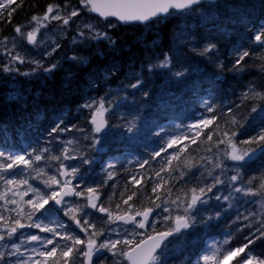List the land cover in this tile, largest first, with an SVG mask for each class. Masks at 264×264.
I'll list each match as a JSON object with an SVG mask.
<instances>
[{
    "label": "trees",
    "instance_id": "16d2710c",
    "mask_svg": "<svg viewBox=\"0 0 264 264\" xmlns=\"http://www.w3.org/2000/svg\"><path fill=\"white\" fill-rule=\"evenodd\" d=\"M49 4H59L60 9L64 11L65 7L74 6L79 10L77 17L86 15L95 18L98 23L97 31L106 32L115 43L103 38H88V30L75 25L77 17H73L71 25H67V31L77 34L80 40L74 44L71 42V35L61 38L60 47L50 56L43 58L41 68L26 61L23 64L13 62L10 66L18 71L6 72L3 66L9 64L11 58L0 50V151L5 154V162L9 154L32 153L33 149L39 153L40 149L47 148L49 152L45 153V156L60 155L67 147L68 155L75 158L62 157V161L68 169H79V173L71 177L77 191H86L88 187L96 188L99 193L97 202L108 207L113 215H122L129 211V206L123 201L133 191H136L137 195L129 201V205L135 210L153 208L151 219L154 223L143 231V237L158 231H168L174 226V217L179 213L183 214V208H178L170 201L176 200L177 196H180L181 200L185 199L182 191L197 184L203 186L212 183L213 177H222L219 175L220 170L213 168L218 151L213 142L226 138L219 136L214 130L216 123H219L221 130L237 133L233 141L242 150L249 147L257 150L264 146L241 143L251 140L264 130V99L256 98L242 102L243 94L250 89L264 93V46L257 44L253 39L256 31L264 26V0L203 2L190 10H172L166 16L157 17L145 24L122 25L113 21L111 26L109 20L93 16L80 0H16L9 8V11L15 8V12L10 17L6 14L4 19H0V41H3L4 37H8V41L12 40L17 25L24 23V30L30 25L31 17L42 16ZM80 31H84V38L79 36ZM182 32L197 39L198 47L188 46ZM21 41L29 45L23 37ZM208 44H215L216 49L201 54ZM237 48L250 53L242 62L243 67L239 69L233 67L236 59L233 51ZM175 50L182 56L181 63L175 55ZM165 55L170 57L171 65L159 67ZM73 56L80 59H70ZM53 63L57 64V67L52 72L43 70ZM149 65H153L151 71ZM26 72L31 74L24 75ZM177 72H182L183 75L177 77ZM137 78L142 81L140 86L135 89L129 87ZM101 98H104L109 110L105 113L108 126L100 134L93 131L90 122L92 110L82 105L91 99ZM209 106L213 107V112L208 111ZM254 106L257 107L256 112L251 111ZM229 108L232 109L231 113L228 112ZM212 116L216 117L213 125L208 128L201 125L203 130L197 137V143L192 144L191 138L195 135V130L189 126ZM232 116H235L238 125L228 123ZM130 122L136 125L133 132L127 130ZM57 124L67 130L53 132L52 129L56 128ZM209 131H212L213 141L202 142L206 140ZM93 137L97 142H94ZM171 137H178L179 143L167 148V151L161 152L159 156H154L153 154L162 147H167L166 142ZM69 141L73 143L69 144ZM184 144L188 145V149L169 162L168 157H172ZM209 147L211 151H207ZM225 147V144L219 145V149ZM201 157L213 159L207 161L208 159L202 160ZM85 158L90 163H83ZM145 161L147 163H144ZM59 163L55 160L36 161L34 167L44 169L47 174H41L39 177L36 171L23 165L2 174L6 178L14 175L17 179H27L34 188L49 192L58 186L53 185L52 189H49L43 181L53 175L60 179ZM109 164L114 167L109 168ZM189 164H194L195 167L189 168ZM235 165L241 176L239 184L244 183L247 187V182L251 179L249 186L259 188L261 178H264V149L253 159L247 158ZM162 167L164 171H160ZM209 170H212L213 176H208ZM109 172L112 173L111 178L108 176ZM156 172H160V177L155 175ZM181 172L186 173L183 178ZM234 172L236 170L232 169L230 173ZM133 178L141 183L135 184ZM223 180L225 183L217 185L209 194L212 197L210 202L198 206L192 213L196 217V223L164 242L157 252L159 260L156 264H192L195 256L210 247L206 244L208 240L214 241L216 247L222 248L223 251L241 247L246 243V238L259 235L257 229L264 220V196L236 197L229 207V202L217 201L213 195L220 186L225 189L230 187L228 180ZM156 184H161V187L157 193H153L152 188ZM8 188L11 190L8 191ZM26 189L27 185L5 186L4 182L0 181V193H4V198L0 199V216L4 217V220H0V233L6 234L15 219H20L25 224V227L18 228L11 238L5 236V240L0 241V252L5 253L0 259V264H13L15 255H7L13 251L11 245H20L21 253L26 242L25 237L28 235L53 239L54 244L58 243L61 247L70 243L60 236H54L53 233L27 226L37 221L42 225L51 224L53 227L64 224V228L57 227V231L62 235L67 231L82 240L87 239V234L64 215L61 207L51 203L47 206L48 211L36 213L31 221L26 216H18L17 211H13L17 209V204L11 201L20 202L24 211H29V206L20 201L19 195H15ZM168 189H171V195L168 194ZM31 196L32 193L29 192L23 199L27 200ZM67 200L73 204L87 202L86 196H74ZM212 200H216V204H213ZM164 203H168L167 208H163ZM116 205H120L119 209ZM163 211H167L166 214H163ZM215 211H220L221 215L215 217ZM130 213L135 214L134 211ZM85 214L91 223L105 229L103 235L96 237L97 242L107 238L112 224L106 223L107 214L85 208L84 213L79 215L83 218ZM209 215L214 218L205 221L204 218ZM169 216L173 219H164ZM244 217L248 219L245 220ZM229 236L232 238L225 245L223 242ZM132 241L135 244L138 239ZM85 246L78 247L83 249ZM51 247L53 245H43L42 251ZM249 247L253 255L264 258V238L256 239ZM244 255L245 253L235 257L229 256L222 264H238ZM112 257L117 259V264H127L123 257L113 256L107 249H103L102 257L97 259L100 260L98 264H111ZM37 260L44 261L45 258L38 256L35 261ZM53 260H60L63 264L60 248H57L53 257L47 258V264H51ZM209 262L208 264H214L213 261ZM75 264H84V257H77Z\"/></svg>",
    "mask_w": 264,
    "mask_h": 264
},
{
    "label": "snow or ice",
    "instance_id": "6c2138e0",
    "mask_svg": "<svg viewBox=\"0 0 264 264\" xmlns=\"http://www.w3.org/2000/svg\"><path fill=\"white\" fill-rule=\"evenodd\" d=\"M201 0H80V3L87 7L89 11L98 13L101 17H116L119 21L124 23L130 22H141L146 23L148 21L153 20L154 18L160 17L162 15L169 14L170 10H178V11H185L190 10L193 5H198ZM16 0H0V19H4L6 14L7 17H10L13 12H15V8H9L11 5L15 4ZM61 6L59 4L53 5L49 4L44 12L43 16H32L31 22H35L36 26L28 31L23 32L22 25H17L14 29L15 33L18 36L23 37L27 40L30 44L37 43V33L39 32L40 28L45 27L44 21L48 20H57L62 21L63 25H68L69 22L72 20L73 17H77L79 15L78 9H71L68 11L67 15L62 16L60 14ZM84 28L88 30L90 39L99 40L101 38L109 40L111 43H115V41L111 40V37L108 36L106 32L97 31L96 28L92 24H85ZM79 36L81 38L85 37L84 31H80ZM8 37H4L3 41H0V45H4L8 41ZM254 41L264 46V26H261L255 33L253 37ZM15 47V44H13ZM60 45L57 43L55 47L51 49L50 52L45 53L46 55H51L53 52L59 48ZM216 49L215 44H208L201 54H207L213 52ZM8 55L11 57L9 64H5L3 66V70L6 72L11 71H18V69L13 68L10 66L13 62H19L20 64L25 63V57L21 56L19 53L15 55L12 54L10 50L7 48L4 49ZM233 55L236 57L235 63L233 65L234 68H242V62L245 60L246 57L250 55L249 51L247 50H240L235 49L233 51ZM70 59L72 60H79V57L73 56ZM36 65L37 68L43 67L42 63L39 60L32 61ZM171 65V59L169 56L165 55L164 59L158 65L159 67H169ZM57 67V64L53 63L50 64L48 67L43 68L45 72H52ZM223 67V65H220ZM149 71L152 70L153 65L148 66ZM35 71V69H33ZM24 75H30L31 73H23ZM177 77L182 76V72L175 73ZM142 81L137 78L135 83L129 85V87L135 89ZM147 95V93H145ZM261 98L264 99V93H258L254 90L250 89L248 92H245L242 97V102L249 99H256ZM84 108H88L92 110L91 114V123L94 125L93 131L100 132L101 129L104 127L106 121L103 119L104 113H106L109 108L105 107V100L101 98L99 100L93 99L92 101L85 103L82 105ZM213 107L209 106L208 111L213 112ZM252 112L257 111V107H252ZM228 112L231 113L232 109L229 108ZM216 120L215 116H212L209 119H202L196 123V125L189 126L191 129L195 130V135L191 138V143H197V137L200 136L201 131L203 128H208L210 125H213L214 121ZM62 123V121H61ZM230 125H238L239 122L236 120L235 116H232L230 121H228ZM203 126L201 128L200 126ZM75 127V126H74ZM135 123L130 122L127 130L129 132H133L135 130ZM66 131L67 129L60 128V125L57 124L56 128H53L52 131ZM214 130L217 132L219 136L225 137L226 139H217L213 142V146L217 147L218 151L215 154L216 160L213 161V168H222L223 167V160L220 159V156L223 155L224 158L230 159L236 162L245 161L246 158L250 159L252 155L255 154L256 149L249 147L247 149H240L237 147L236 143L233 141V137L236 136L235 131H227L221 130L219 123L214 125ZM82 131V130H81ZM158 134V133H157ZM94 142L96 138L93 137ZM213 141V134L212 131H209L206 135V140L202 141L204 143ZM69 144L73 143L72 141L68 142ZM167 147H162L160 151L155 152L154 156H159L161 152H166L167 148H172L174 145L179 143L178 137H171L167 142ZM242 144L252 145L256 144L257 146L264 145V130L261 133L251 138V140L242 141ZM225 144L226 147L224 149H219V145ZM94 146V145H93ZM188 149V145L184 144L182 147L178 149L176 153H173L172 157H168L169 162L172 158L179 156L180 153H183ZM207 151H211L209 147ZM49 149L44 148L40 149L39 153L37 150L33 149L32 153H24V154H9L6 158L7 162L4 161V152L0 151V181H3L5 186H15L19 187L20 185H27V189L23 192L15 193V195H19L20 201L23 204L29 206V211L25 212L24 209L20 206V202L13 200L11 201L14 204H17V209H13V211H17L18 216H26V218L31 221L33 216L36 213H43V211H48V207L51 204L61 206V209L65 216H68L78 227H80L81 231L87 234V239L82 240L80 237L75 236L72 233L65 231L63 235L57 231V227L64 228V224H58L56 227L48 225H42L41 222L37 221L35 223H31L27 225L28 227H35L40 229L42 232H50L53 233L54 236H60L61 239L70 241V243L65 244L61 247L60 244H54L53 239H45L39 235H31L26 237L27 241H39L42 242L44 245H53L51 249L46 251H41L39 256L44 257V261H33V264H47V258L53 257L56 252L57 248H60V256L63 258V264H75L77 257L83 256L87 261V264H92V258L94 254L99 253L102 249H107L109 252H112L113 256L123 257L125 258L130 264H156L159 260V255L157 254V249H160L164 244V241L168 238L173 236L176 233H180L181 230H186L192 227L196 223V217L192 214L195 210H197L199 205H206L212 197L209 196V193H212V190L219 184H223L225 181L221 180L219 177H213V182L204 184L200 186L197 184L191 188H188L186 191H182V195L185 199L181 200L180 196H177L176 200L170 201V203L175 204L178 208H183V215H176L174 217V226L171 227L168 231L164 232H157L154 236L149 235L147 239H141L135 244L131 239L125 240H105L103 242L98 243L96 237L103 235L105 229L98 228L97 225L91 223L87 218L86 214L83 218L79 214L84 213L85 208H92L101 213L107 214V221L114 222V221H122L125 223L131 222L136 224L139 228H144L146 226V222L148 221L149 215L153 212V208L145 207L143 210H135L132 205H129V201L132 200L134 196L137 195L136 191H133L131 195L127 197L123 201L125 205L129 206V211L125 212L124 215L115 214L110 211L108 207L103 206L102 203H98L99 201V193L96 188L88 187L86 191H77L76 186H71L70 180H63L57 178L56 175L49 176L48 179L44 180L43 183L46 188L52 189L53 185H57L58 188L51 190L49 192L42 191L40 188H34L31 184L28 183L27 179H17L16 176H12L11 178H6L5 175L2 173H6L9 170L18 167L20 165L25 166L26 168H30L33 171L37 172V176L39 177L41 174L47 175L44 173V169H37L34 167L36 161L41 160H55L60 162L58 174L59 176H71L75 177L79 173L78 168H71L68 169L62 161V157L64 159H73L68 155V148L65 147L60 155H48L45 156V153H48ZM30 157V158H26ZM201 159H208L212 160V157H201ZM83 163L87 164L90 163L89 160L86 158L83 160ZM144 163H147L145 161ZM109 168L114 167V165L109 164ZM143 167V165H141ZM189 168L195 167L194 164H189ZM160 171H164L162 167ZM237 174L231 176L229 179L231 182H237L241 179L239 169L236 170ZM186 173L181 172V178ZM208 176H213L212 170L208 171ZM155 175L160 177V172H156ZM109 178H111L112 173H108ZM255 179V178H252ZM163 178H161V181ZM133 182L135 184H140L141 181L133 178ZM249 185L251 184V179L247 182ZM161 187V184H156L152 188L153 193H157V190ZM8 191L11 189L8 188ZM31 192V198L24 200L23 198ZM168 194L171 195V189L167 190ZM235 193H242L245 196L252 195H261L264 196V178H261L259 188H253L251 186H245L244 183H241L239 186H234L232 191L229 195H216L215 199L217 201L224 200L230 201L233 198ZM123 196V193L121 194ZM71 196H86V204H73L69 202L66 198ZM4 198V193H0V199ZM159 195H157V199ZM111 199V198H110ZM179 201V203H177ZM232 205L229 204V207ZM120 205H116V208L119 209ZM156 207H160V205H156ZM167 210V209H166ZM131 211H134L135 214H130ZM221 215L220 212L214 213L215 217H219ZM254 215V214H249ZM142 217V219L137 220L136 217ZM214 217L212 215L206 216L204 218L205 221L212 220ZM165 220H172V217H165ZM240 219V217H237ZM245 220L248 217H244ZM0 220H4L3 216H0ZM247 227H251V225H246ZM25 224L21 222L20 219H15L13 221V225L8 228L7 233H0V241L5 240V236L11 238L13 234L17 232V229H23ZM91 229V232H89ZM114 231V229H113ZM259 235L251 236L246 238V243H244L241 247L237 248H229L221 251L220 248L213 246V251L204 253L200 260L204 261L205 264H208L209 261H213L214 264H222L223 260H226L229 256H240L241 253H245V255L238 261V264H264V258L260 256L253 255L252 249H250V245L254 244L256 239L264 238V220L261 221V227L257 229ZM135 235V233H133ZM231 236L224 240V244L227 245L231 240ZM123 244L124 247H118L119 245ZM80 245H86V248L81 249ZM13 251L7 253L9 256H14L17 253H20V245L13 243L11 245ZM248 249L246 252L245 250ZM27 251V250H25ZM33 252L36 249H32ZM23 256V253H20ZM5 256L4 252H0V259ZM31 257L28 259H18L16 264H29ZM51 264H61L60 260H53Z\"/></svg>",
    "mask_w": 264,
    "mask_h": 264
},
{
    "label": "rangeland",
    "instance_id": "374dc122",
    "mask_svg": "<svg viewBox=\"0 0 264 264\" xmlns=\"http://www.w3.org/2000/svg\"><path fill=\"white\" fill-rule=\"evenodd\" d=\"M69 6L65 7L66 11L60 9V14L62 16L67 15L68 11H70L71 9H74V8L76 9V7H74V6H70V7ZM71 21L69 22L70 25H71ZM108 22H109L110 26L113 23L112 20H109ZM44 23L46 26L40 28L39 32L37 33V43L36 44H30L27 42L29 45H26V44H24L23 41H21V36H18L17 34H15V36L12 40L7 41V43L4 45H0L1 52L4 55L11 58L8 55V53L4 50L5 48H7L8 50H10L12 52L13 55H15L16 53H19L21 56L25 57L26 62L32 63V61L39 60L42 63L43 58L45 56H47L45 53L50 52L51 49L53 47H55V45L57 43L59 44L61 38L63 39V38H66L67 36L71 35L72 36L71 42L74 44H76L80 40V38L78 37L77 34L67 31L68 27H67V25L66 26L63 25L62 21L48 20V21H44ZM55 23H57V24H55ZM74 24L78 25L79 27H82V28H84L85 24H92L96 28V30H97V25H98L95 18L86 16V15H81L80 17H77ZM35 26H36L35 22H31L30 25L22 31L28 32V31L32 30ZM182 37H183V39L187 40L188 46H192L193 48L198 47L199 44L197 42V39H195L191 36H187L185 32H182ZM13 44H15V47H13ZM175 55L177 58H179V62L181 63L182 61H180V58H182V56L178 50H175ZM32 64H34V63H32ZM92 100L93 99H91L90 101H92ZM95 100H97V99H95ZM105 107H106V102H105ZM220 159L223 160V167L218 168V170H220L219 175L220 176L222 175V177L220 179L223 180V178H226L228 180L230 187L228 189H225L223 186H220L219 188H217L214 191V194H213L214 197L216 195H221V196L229 195V193L232 191L234 186L240 185L238 183V181L237 182H231L229 179L231 176L237 174L236 172L230 173L232 171V169L233 170L238 169V167H236V165H235V163H237V162L232 161V160L227 159V158H224L223 155L220 156ZM238 163H240V162H238ZM231 164H232V166H231ZM222 170H223V172H222ZM70 178H71V176H70ZM243 196H244V194H242V193H235L233 195V198L230 201H224V200H222V201L223 202H229L230 204H232V203H234L236 197L243 198ZM199 206H201V205H199ZM167 207H168V203H166V204L164 203L163 208H167ZM163 212L166 214L165 211H163ZM181 215H183V214H181ZM153 223H154V220L152 221L151 225H153ZM126 228L127 227L115 225V221L112 222L111 227H110L109 232H108L109 236L107 238H105L104 240H102L101 242H103L105 240L132 239L135 236V235H133V233H135V232L142 233V231L139 228L138 229L135 227L128 228V229H126ZM113 229H114V231H113ZM28 236H31V235H28ZM43 238H45V237H43ZM25 239H26V237H25ZM42 245H44V244H42V242H39V241H27L26 240L25 244L22 246L23 250L21 252L24 255L21 256L20 253H17L15 255V259H14V261H12V263L16 264V261L18 259H28L29 257H31L29 264L33 263V260L36 256L35 253L41 251L39 247ZM213 246L216 247V244H214ZM32 249H36V251L33 252ZM25 250H27V251H25Z\"/></svg>",
    "mask_w": 264,
    "mask_h": 264
},
{
    "label": "water",
    "instance_id": "95a60500",
    "mask_svg": "<svg viewBox=\"0 0 264 264\" xmlns=\"http://www.w3.org/2000/svg\"><path fill=\"white\" fill-rule=\"evenodd\" d=\"M217 0H201V2L198 4V5H200V4H202L203 2H211V3H214V2H216ZM198 5H193L192 7H195V6H198ZM173 10H175V9H173ZM170 11H172V10H170ZM175 11H178V10H175ZM94 16H96V17H98L99 19H101V20H114V21H116V22H118V23H120V24H123V25H126V24H132V23H139V24H145V23H141V22H130V23H124V22H121V21H119L116 17H107V18H105V17H101L98 13H95V12H92V11H90ZM167 15V14H166ZM166 15H162V16H160V17H163V16H166ZM155 19V18H154ZM148 22H150V21H148ZM148 22H146V23H148ZM103 119L106 121V123H105V125H104V127L101 129V131L100 132H102L103 130H105L106 128H107V118H106V115H105V113H104V117H103ZM90 122H91V118H90ZM92 124V123H91ZM92 126H93V128H94V125L92 124ZM100 132H98V133H100ZM264 149V146H262V147H260V148H258L256 151H255V154L254 155H252L251 156V158L250 159H252V158H254L258 153H260L262 150ZM60 179H61V181H63V180H67L68 179V176H60ZM70 181H71V186H73V180L72 179H70ZM71 197H74V196H71ZM67 198H70V197H67ZM57 207H60L59 205H56ZM153 213V212H152ZM151 213V214H152ZM130 214H132V213H130ZM151 214L149 215V217H148V219L150 218V216H151ZM122 215H124V214H122ZM132 215H134V214H132ZM138 218H140V219H142V217H139V216H137L136 217V219H138ZM117 222H120V223H124V224H129V223H131V222H128V223H125V222H122V221H118L117 220ZM146 224H147V222H146ZM146 227V226H145ZM144 227V228H145ZM160 232H164V231H160ZM157 232H155V233H153V234H151V235H155ZM148 237V236H147ZM147 237H145V238H143V239H147ZM169 238V237H168ZM167 238V239H168ZM166 239V240H167ZM165 240V241H166ZM164 241V242H165ZM161 249V248H160ZM160 249H157V252L160 250ZM127 261V260H126ZM85 262H86V264H87V261L85 260ZM128 262V261H127ZM204 262V261H203ZM129 264H130V262H128Z\"/></svg>",
    "mask_w": 264,
    "mask_h": 264
},
{
    "label": "flooded vegetation",
    "instance_id": "af4514ba",
    "mask_svg": "<svg viewBox=\"0 0 264 264\" xmlns=\"http://www.w3.org/2000/svg\"><path fill=\"white\" fill-rule=\"evenodd\" d=\"M137 220H140V219L138 218ZM152 221H153V220L150 218V219L148 220L147 224H146V227H145V228H142V229L139 228V227H138L136 224H134V223L124 224V223H120V222L115 221V225L123 226V227H127L126 229H128V228H132V227H135V228H137V229L139 228V229L143 232V230L145 231V230L147 229L148 226H151ZM117 223H118V224H117ZM142 234H143V233H140V234H139V233L135 232V236H134V238H132L131 240H133V239H134V240L138 239V241H139V240L143 239L144 237H146V236L141 237ZM147 236H148V235H147ZM137 237H138V238H137ZM98 243H99V242H98ZM39 248H40V250L42 251V249H43V245L40 246ZM85 248H86V246H85ZM41 251L35 253L36 256H35V258H34L33 261H35V260L38 258L39 253H40ZM102 254H103V249L100 250L99 253L94 254V256H93V258H92V264H98L100 260L97 261V259H100V258L102 257ZM111 254H112V252H111ZM113 258H114V257L111 258V264H117V263H118L117 259H116V258L113 259ZM124 260L126 261L125 258H124ZM126 262H127V261H126ZM32 264H33V263H32ZM84 264H86V262H85V258H84ZM127 264H129V263L127 262Z\"/></svg>",
    "mask_w": 264,
    "mask_h": 264
},
{
    "label": "bare ground",
    "instance_id": "6f19581e",
    "mask_svg": "<svg viewBox=\"0 0 264 264\" xmlns=\"http://www.w3.org/2000/svg\"><path fill=\"white\" fill-rule=\"evenodd\" d=\"M96 17V16H95ZM105 21H107V20H105ZM123 25V24H122ZM189 32V31H188ZM4 39V38H3ZM191 48V47H190ZM197 51V50H196ZM201 51V50H200ZM188 69V68H187ZM13 78V77H12ZM15 83V82H14ZM108 113V112H107ZM101 134V133H100ZM213 153H214V151H213ZM212 153V154H213ZM253 159V158H252ZM207 161H209V160H207ZM206 161H204V163H205ZM206 164V163H205ZM209 164V163H208ZM240 165V164H239ZM242 165V164H241ZM248 185V184H247ZM249 186V185H248ZM56 188V187H55ZM209 194H211V193H209ZM254 197V196H253ZM214 198V197H213ZM166 200V199H165ZM169 200V199H168ZM175 200V199H174ZM213 201V200H212ZM212 201H211V204H212ZM210 202V201H209ZM215 202V203H214ZM216 200L215 201H213V204H216ZM251 202V201H250ZM253 202H254V200H253ZM248 203V202H247ZM248 204H250V203H248ZM210 206V205H209ZM217 206V205H216ZM219 206V205H218ZM222 207V206H221ZM156 209V208H155ZM223 210V209H222ZM235 210V209H234ZM233 210V211H234ZM240 210V209H239ZM238 210V211H239ZM218 211V210H217ZM217 211H215V212H217ZM228 211V210H227ZM167 212V211H166ZM220 212V211H219ZM164 213V212H163ZM176 213H178V212H176ZM175 213V214H176ZM104 214V213H103ZM158 214H159V212H158ZM165 214V213H164ZM180 214V213H179ZM178 214V215H179ZM163 215V214H162ZM169 215V214H168ZM173 215V214H172ZM213 215V214H212ZM159 216V215H158ZM165 216V215H164ZM200 216V215H199ZM160 218H161V216H160ZM158 220H160V219H158ZM162 220V219H161ZM165 222V221H164ZM160 223H161V221H160ZM118 224V223H117ZM162 224H164L163 222H162ZM154 227V226H153ZM159 227V226H158ZM161 228V227H160ZM162 229V228H161ZM108 231V230H107ZM144 231V230H143ZM143 233V232H142ZM148 233V232H147ZM140 234V233H139ZM138 238V237H137ZM217 239V238H216ZM219 240V239H218ZM218 240H217V242H218ZM220 241V240H219ZM214 242V241H213ZM206 243V242H205ZM207 244V243H206ZM222 249V248H221ZM164 254V253H163ZM114 259V258H113ZM229 260V259H228ZM210 263V262H209ZM224 264H225V262H224Z\"/></svg>",
    "mask_w": 264,
    "mask_h": 264
},
{
    "label": "built area",
    "instance_id": "2783aa9c",
    "mask_svg": "<svg viewBox=\"0 0 264 264\" xmlns=\"http://www.w3.org/2000/svg\"><path fill=\"white\" fill-rule=\"evenodd\" d=\"M203 254H204V253H201L200 256H199V258H200Z\"/></svg>",
    "mask_w": 264,
    "mask_h": 264
}]
</instances>
